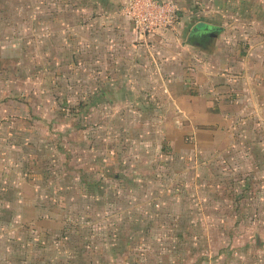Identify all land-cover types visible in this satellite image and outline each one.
Here are the masks:
<instances>
[{
    "label": "rangeland",
    "instance_id": "1",
    "mask_svg": "<svg viewBox=\"0 0 264 264\" xmlns=\"http://www.w3.org/2000/svg\"><path fill=\"white\" fill-rule=\"evenodd\" d=\"M157 1L175 18L137 40L147 46L139 55L143 63L162 62V75L180 63L204 84L216 40L232 57L250 50L249 42L264 41L254 26L239 27V18L231 19L236 25L225 36L213 31L202 38L210 28V0ZM127 6L128 0H0V58L8 59L0 68L10 79L0 78V98L5 90L24 94L41 121L38 134L13 140L20 142L15 158L41 189L37 214L56 219L51 236L37 238L12 224L19 208L0 209V264H261L253 218L264 209V160L250 159L256 149L245 159L239 127L216 158L199 144L174 150L178 138L186 145L194 139L187 129H174L179 114L167 102L162 111L144 112L112 106L121 97L88 93L100 86L94 79L99 22L114 10L125 18V32ZM80 102L91 106L78 109ZM250 125V139L264 142V128ZM256 164L263 173H255L242 199L250 212L235 223L230 190L239 196V177ZM6 199L15 206L14 192ZM32 212L28 206L25 216Z\"/></svg>",
    "mask_w": 264,
    "mask_h": 264
},
{
    "label": "crops",
    "instance_id": "2",
    "mask_svg": "<svg viewBox=\"0 0 264 264\" xmlns=\"http://www.w3.org/2000/svg\"><path fill=\"white\" fill-rule=\"evenodd\" d=\"M107 16L108 14L104 17L105 21L108 20V26L104 25L105 21L99 22L100 36H97V42L94 44L96 49L94 79L100 86L88 93L100 98L121 97V101L112 100L110 102L112 106L119 103L128 104L132 110L144 112L162 111L166 104L169 105L170 109L179 114V120L174 122V129L179 131L187 129L194 139L191 144L186 145L178 138L174 141L176 143L174 150L178 149L180 144L185 147L199 144L200 150L203 146L206 149L210 148V158H216L217 153H223L222 149L234 143L231 139L232 132L239 127L241 131L238 132V136H244V141L241 139L239 141L245 146V159L256 149L252 154L253 158L250 159L264 160L263 138L255 136L251 140V136L245 131L252 128L250 123H254L256 131L264 128V41L256 42L255 46L249 42L250 50L239 51L232 57V53L224 50L225 42L216 40L217 45L214 46V50H210V82L199 84L192 66L183 70L178 63L175 64L174 71L164 75L161 73L164 64L154 61L155 58L148 59L146 66L143 63L145 58L139 55L147 46L141 40H137L138 35L133 22L126 16L128 24L124 32L123 16L116 14L114 10L109 17ZM233 18H239V27L254 26L255 31L264 33V0H210V29L205 30H210V33L216 31L225 36L229 28L236 25L230 23ZM230 44L232 43L227 42V47L231 49L234 44L229 46ZM253 47L255 50L252 51ZM6 60L8 59L4 56L1 57L0 64ZM0 70V78L9 79L4 74L6 70L4 68ZM1 92L0 209L19 208L20 213L16 214L12 222L14 226L30 230L37 238L40 235L51 236L56 219L49 214H37L39 206L36 207L34 202L39 200L41 189L37 187L39 184L37 185L32 175L23 176L24 169L19 166L20 160L18 162L15 158L20 142H13L17 141V135L24 132L38 134L37 124L41 121L36 116L37 108L33 107L24 94L12 97L6 90ZM88 93L85 91V96ZM157 95L162 99H155ZM48 122L52 124L51 121ZM178 122L183 125L177 126L175 123ZM171 138L173 139L172 136L169 137ZM254 171L256 175L263 173L257 164ZM27 191L30 194H26ZM10 192L15 194V206L6 199ZM28 206L33 209L31 217L25 216ZM260 213L263 214L264 209L258 210L253 218L258 231L255 256L264 264V216ZM246 218L242 217L239 221ZM224 219L230 218L224 216L222 220Z\"/></svg>",
    "mask_w": 264,
    "mask_h": 264
},
{
    "label": "built area",
    "instance_id": "3",
    "mask_svg": "<svg viewBox=\"0 0 264 264\" xmlns=\"http://www.w3.org/2000/svg\"><path fill=\"white\" fill-rule=\"evenodd\" d=\"M125 14L134 23L141 39L175 18V11L157 0H128Z\"/></svg>",
    "mask_w": 264,
    "mask_h": 264
},
{
    "label": "trees",
    "instance_id": "4",
    "mask_svg": "<svg viewBox=\"0 0 264 264\" xmlns=\"http://www.w3.org/2000/svg\"><path fill=\"white\" fill-rule=\"evenodd\" d=\"M208 26H206L207 28ZM207 29H210L209 27ZM207 31V30H206ZM98 101L96 98L94 99V105L96 106L99 102H96ZM91 105L87 106L86 102H80L79 106H78V109H89L88 107H90ZM255 176V171L254 170H251L249 171L247 174L246 172L244 174H242V178L239 177L238 179V183L237 184H240V188H241V192H240V195L237 196V194L232 193V190H230V193L233 194V202H232V212H234V214L237 216V221L235 223H240L241 221L240 218H246L247 217V214H248V211H249V205L248 204H245V202L242 201V199L246 198L247 197V193L248 192H251V181L253 182V180H251V178H253ZM211 183V182H210ZM212 184V183H211ZM216 184L213 183L212 185ZM230 195V194H229ZM250 212V211H249ZM229 216H227L228 218ZM230 220V219H227L226 222ZM225 222V221H223ZM66 227H64V229L62 230L63 232V236L65 237V231H66ZM132 241H135V239ZM88 247L87 248H91L93 245L92 244H89L87 245Z\"/></svg>",
    "mask_w": 264,
    "mask_h": 264
},
{
    "label": "flooded vegetation",
    "instance_id": "5",
    "mask_svg": "<svg viewBox=\"0 0 264 264\" xmlns=\"http://www.w3.org/2000/svg\"><path fill=\"white\" fill-rule=\"evenodd\" d=\"M202 33H205V34L201 35L202 38H206V37L209 36V35H210V38H211V36H212V33H210L209 30H208V31H205V32H202ZM209 33H210V34H209Z\"/></svg>",
    "mask_w": 264,
    "mask_h": 264
}]
</instances>
